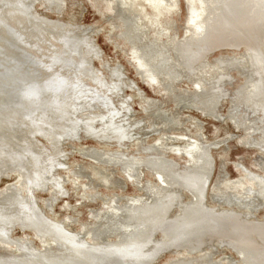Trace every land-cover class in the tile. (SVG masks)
<instances>
[{"label":"bare ground","instance_id":"1","mask_svg":"<svg viewBox=\"0 0 264 264\" xmlns=\"http://www.w3.org/2000/svg\"><path fill=\"white\" fill-rule=\"evenodd\" d=\"M33 1L0 0V177L9 172L17 177L0 188V264H124L125 260L151 264L165 250L184 248L195 253L213 238L231 242L243 264L264 262V221H249L231 210L203 204L213 166L208 145L182 135L173 136L183 141L180 146L155 140L160 148H145L141 156L137 150L122 151L141 121L127 116L129 99L120 94L125 85L120 64L106 62L99 50L93 58L91 38L69 22L38 15L36 9L32 11ZM42 1L41 7L59 10V0ZM141 1L142 17L117 13L118 18L127 17L124 30L142 49L139 55L130 51L134 61L127 58L136 71L148 84L160 87L162 95L173 97L174 82L189 78L192 92L184 95L210 112L225 93L222 84L231 78L228 71L239 69L243 81L235 88V108H231L255 115L242 127L249 140L264 147V0H184L183 37L175 33L179 0ZM101 5L107 13L116 11L113 1ZM220 47L244 51L239 57L220 55L205 64V57ZM95 59L101 68L93 65ZM152 108L158 109L154 101L141 104L143 111ZM155 113L165 128L173 121L160 110ZM82 137L116 146L119 150L88 146V158L118 166L142 190L123 196V202L117 195H106L100 209L90 210L95 212L93 221L80 226L90 230L88 240L64 229V222L47 217L31 199V191L47 190L50 207L65 192L61 176L54 172L66 155L61 144ZM167 149L174 159L166 157ZM141 167L152 171L158 181L142 182ZM77 174L69 175L75 184ZM257 184L264 193V182L257 179ZM81 187L86 191L88 181H80ZM181 188L190 194L184 203ZM171 208L176 210L169 215ZM66 218L69 221L70 215ZM16 226L31 230L32 238L10 237ZM108 234L112 240L104 239ZM186 255L167 264H195L193 259L208 257L191 260Z\"/></svg>","mask_w":264,"mask_h":264},{"label":"rangeland","instance_id":"2","mask_svg":"<svg viewBox=\"0 0 264 264\" xmlns=\"http://www.w3.org/2000/svg\"><path fill=\"white\" fill-rule=\"evenodd\" d=\"M59 1V10L54 11L47 9V7H41V3L43 4L42 0H34L32 11L36 9V11L40 12L38 15L42 17L59 19L64 21V23L69 22L73 24L80 32L82 31L81 35L83 34L92 39L93 50L95 49L94 53H91L93 58L95 53L98 52L96 50H99L102 59L106 62L110 64H120L122 80L126 85L122 86L120 94L129 99L130 111L127 116L130 121H141V124L135 127L132 139L125 141L127 146L125 145L122 151L128 153L137 150V155L141 156L145 148L152 146L153 149L154 147L160 148L161 144L160 146L159 144H154L155 140H162L164 144L169 146L172 144L180 146L183 141L180 142V140L174 139L173 136L182 137V135H184L182 138H188L190 140L194 138L208 145V154H210L209 156H211L213 160L212 171L205 186L203 204L208 207L211 206L210 208L231 210L237 214H241L242 217L249 221H264V193H261V187L257 184V179L264 182V147L257 146V144L249 140V135L245 134V130L242 127L243 122L250 121L255 115L253 116L251 113L249 116H245L241 112L242 110L234 112V109H232L235 106V88L237 89L239 83L243 81L239 69H231V71H228L231 78L227 80L228 82L226 81L222 84L225 93L221 95V97H218L213 106V110L210 112L206 110L205 113L195 101H193V104L190 102L192 100L189 95H184L192 92L189 78L184 77L181 79L180 77L174 82L173 87L175 92L173 91L172 93L175 97L162 95L160 93L161 88L158 86L155 87L150 83L148 84V81L142 78L141 74L136 71L134 66L127 59L132 58L131 55L133 54L130 52L132 49L136 52V55L139 51H142V49L138 48L139 42L135 41L136 38L126 34V30H124V25H126V23L124 24L123 22L127 21H125L127 17L122 19L120 17L118 18L117 13H126V11L130 14L141 13L140 15L142 17V14L145 13L140 9L143 4L141 0H132L130 4L122 0H109L113 1V6L116 7L114 8V10H116L114 11L115 13L103 11L101 3L102 1L105 2L108 0ZM179 1V11H177L178 13L174 17L178 27H176L175 33H177L176 35L178 37H183L186 34V31L183 29L186 28L187 8L185 7L184 0ZM126 5H128V7ZM134 26L136 27L135 24ZM149 33H153V30H150ZM128 46H131V49H129ZM93 50L91 52H93ZM243 51V47L238 50L220 47L211 51L209 55L205 57L207 62L204 61V63L208 64L213 62V58L220 55L226 56L235 54V56L239 57ZM133 58L131 60L134 61ZM93 65L101 68L99 61L96 59L93 60ZM101 70L103 73H107L106 69L102 68ZM176 95L179 96L177 97ZM149 101H154L158 109L155 110L152 108L154 110L145 109L146 111H143V109H141V104ZM158 110L162 111L163 115L168 119H173L172 122H169V128H165L164 123H162L164 122L163 119L161 121L159 118L154 117V113H157ZM176 120L181 124L179 123L178 125ZM183 130L184 132H181ZM186 133L189 135H186ZM191 136L192 138H190ZM253 136L257 137V134L251 135L252 138H254ZM168 137L171 140L168 141ZM92 145L118 149L114 145L108 146L99 143L91 137H82L79 141L66 140L61 144V148L66 154L60 159L64 167H57L54 171L61 176L63 180L62 187L65 189V192L62 193V195L59 194L51 206L48 207L46 206V200L50 198L49 191L38 190L36 193L31 191L32 202L34 203L35 199L37 207L41 210L43 209L42 211L43 213L45 211L44 214L47 217L53 220H59L62 223L64 222L62 224L64 229L79 233L80 237L86 240H88L87 235L90 230L81 229L80 226L93 221L94 214H92V212H95L90 210L100 209L102 202L105 201L104 198L106 195H117L119 201L123 202V196L140 194L142 192L141 187L130 182L121 173L118 166L101 164L88 158L90 151L86 148ZM168 150L169 149L165 151L166 157L174 159L173 153ZM180 157L181 159L184 158L183 155H180ZM181 159L179 162L182 161ZM71 170L75 174L78 173L76 176V178H78L76 184L71 181L72 177L70 178L69 176L72 173ZM140 170L142 171V182L146 180L152 183L154 182L153 179L158 181L152 171L144 169V167H141ZM16 179L17 177L13 172H9L6 176L0 177V188L8 182H14ZM82 180L88 181L89 188H87L86 191L82 187L80 188V181ZM87 194H90V196L88 197ZM181 195L182 203L188 201L190 198V194L184 189L181 190ZM175 210L176 208H171L169 215H171V213L173 214ZM67 215H70L69 221L66 218ZM81 232L82 234H80ZM25 234H27L29 238L33 236L31 230H22L16 226L11 230L10 237L14 239L17 237L20 239V237H23ZM112 237V235L108 234L104 239L112 240ZM30 240L33 241L34 245H39L38 241ZM231 244L232 243L226 239L213 238L211 241H207L200 245L199 248L195 250V253H188L184 248L165 250L159 253L151 264H167L171 260L181 257V254L183 256L187 254V258L191 260L195 257L208 256L197 261L193 259L192 261L195 264H243L240 254L237 253ZM123 263L129 264L130 262L129 260H125ZM254 264H264V262H255Z\"/></svg>","mask_w":264,"mask_h":264}]
</instances>
